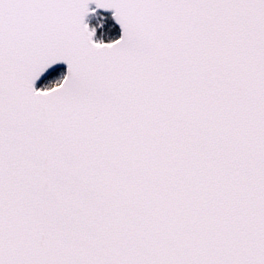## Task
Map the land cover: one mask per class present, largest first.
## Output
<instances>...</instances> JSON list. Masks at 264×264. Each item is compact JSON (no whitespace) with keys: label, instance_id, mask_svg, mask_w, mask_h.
<instances>
[{"label":"snow or ice","instance_id":"1","mask_svg":"<svg viewBox=\"0 0 264 264\" xmlns=\"http://www.w3.org/2000/svg\"><path fill=\"white\" fill-rule=\"evenodd\" d=\"M0 264H264V0H0Z\"/></svg>","mask_w":264,"mask_h":264}]
</instances>
